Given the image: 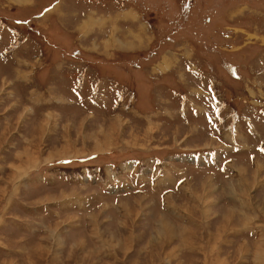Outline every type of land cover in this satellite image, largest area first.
<instances>
[{
    "label": "rangeland",
    "instance_id": "rangeland-1",
    "mask_svg": "<svg viewBox=\"0 0 264 264\" xmlns=\"http://www.w3.org/2000/svg\"><path fill=\"white\" fill-rule=\"evenodd\" d=\"M136 1L0 0V264H264V0Z\"/></svg>",
    "mask_w": 264,
    "mask_h": 264
},
{
    "label": "trees",
    "instance_id": "trees-1",
    "mask_svg": "<svg viewBox=\"0 0 264 264\" xmlns=\"http://www.w3.org/2000/svg\"><path fill=\"white\" fill-rule=\"evenodd\" d=\"M134 1H136V0H134ZM137 3H134L135 4V6L136 7H138V8H140L141 10H144L145 12H147L148 10H150V11H152V12H155L156 14L157 13H160V5H161V3L160 4H153V5H151L152 7H149L148 5H143V4H140L138 1H136ZM140 6H142V8L140 7ZM193 6V5H192ZM188 8H189V6H182V7H180V9L178 10L177 9V12L179 13V14H184V11H188ZM177 13V14H178ZM157 43V41L153 44V46L155 45ZM157 44H159V43H157ZM156 52V51H155ZM158 53V52H157Z\"/></svg>",
    "mask_w": 264,
    "mask_h": 264
},
{
    "label": "bare ground",
    "instance_id": "bare-ground-1",
    "mask_svg": "<svg viewBox=\"0 0 264 264\" xmlns=\"http://www.w3.org/2000/svg\"><path fill=\"white\" fill-rule=\"evenodd\" d=\"M165 222V221H164ZM166 223V222H165ZM163 224V223H162ZM164 226V225H163ZM165 227V226H164ZM166 228V227H165ZM169 228V227H168ZM164 232V231H163Z\"/></svg>",
    "mask_w": 264,
    "mask_h": 264
}]
</instances>
